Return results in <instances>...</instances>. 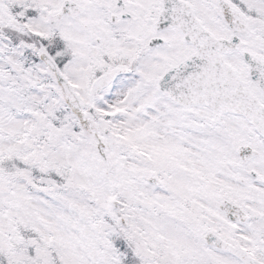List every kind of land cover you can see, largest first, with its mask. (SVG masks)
Returning a JSON list of instances; mask_svg holds the SVG:
<instances>
[{"label": "snow or ice", "instance_id": "snow-or-ice-1", "mask_svg": "<svg viewBox=\"0 0 264 264\" xmlns=\"http://www.w3.org/2000/svg\"><path fill=\"white\" fill-rule=\"evenodd\" d=\"M0 264H264V0H0Z\"/></svg>", "mask_w": 264, "mask_h": 264}]
</instances>
